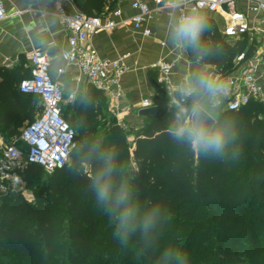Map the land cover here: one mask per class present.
I'll return each mask as SVG.
<instances>
[{
    "label": "trees",
    "instance_id": "obj_1",
    "mask_svg": "<svg viewBox=\"0 0 264 264\" xmlns=\"http://www.w3.org/2000/svg\"><path fill=\"white\" fill-rule=\"evenodd\" d=\"M119 2L74 0L76 8L86 15H106ZM212 22L213 31L208 39L213 47L219 45L223 52L210 54L200 63L208 65V69L216 74L226 76L236 69L237 56L244 52L249 58L255 44L247 36L227 39L221 35L213 19ZM188 53L191 61H197L191 50ZM29 74L30 71H25L22 66L12 70L0 67V127L12 126L9 137H17L23 124L33 121L40 110L34 94L19 90L20 81ZM153 85V103L158 106V115L145 116L143 124L129 125L127 130L119 128L116 132L115 119L112 123L107 122L104 115L106 96L92 85L73 102L63 105L64 118L76 130L78 140L69 161L61 169L53 171L35 195L42 238L39 241L33 234L23 232L14 225V210H21L25 206L22 200L15 197L6 207L8 197L15 191L14 186L0 191V264H6V259L18 257L45 261L53 256L57 233L55 212L61 209L66 212L73 233L70 239L73 253L69 264H83L84 257L92 254L100 256L104 245L99 240L113 226L111 223L103 226L108 215L97 207L90 181L83 175L90 164L95 165L94 160L85 162L84 157L96 138L103 139L127 161L135 177L141 202L161 204L170 215L190 221L193 231L201 228L197 223L203 214L198 206L201 201L215 209L221 219L229 217L227 204H235L239 209V223L245 233L234 235L231 233L234 227H228L229 233L224 236L220 233V244L228 247L219 245L214 261L222 264L223 257L234 254L232 247H243L245 252L258 260L257 264H261L260 259L264 256V119L260 118L257 100H251L236 111L226 110L237 121L239 135L233 146L236 155L229 154L223 159L194 158L185 146L169 139L166 132L170 118L166 104L168 95L162 82L153 80ZM85 96L89 103L82 102ZM40 170L44 169L37 164H27L19 170V176L26 182H32ZM245 178L249 181V190L244 208L240 201H236L231 186L236 179ZM165 234L162 232L156 247L147 254L142 253L135 243L123 247L115 239L109 246L110 255L108 259H103V264H145V261L147 264H157L159 253L165 247H172L169 241H165ZM191 234L185 236L177 248L183 250ZM136 254L137 259H132ZM98 259V264H102Z\"/></svg>",
    "mask_w": 264,
    "mask_h": 264
},
{
    "label": "built area",
    "instance_id": "obj_2",
    "mask_svg": "<svg viewBox=\"0 0 264 264\" xmlns=\"http://www.w3.org/2000/svg\"><path fill=\"white\" fill-rule=\"evenodd\" d=\"M152 1L154 7L149 5L148 0H130L135 14L118 22L108 14L86 15L76 8L74 0H51L55 14L68 32V47L61 51V58L68 65L77 66L88 84L110 96L115 123L124 130L132 125L130 111L122 103L121 79L126 71L124 57H102L93 45L92 37L111 31L118 25L142 29L143 34L148 36L150 30L143 27L144 21L153 11L169 9L166 0ZM204 6L208 13L220 12L224 16L222 36L227 39L247 36L255 44L249 58L244 52L237 56L234 72L220 75L230 85L224 108L236 111L251 100H259L264 93V0H204ZM120 13L119 8L113 11L114 15ZM6 17L5 0H0V21ZM26 58L30 74L20 81L19 90L34 94L40 110L33 121L24 125L17 137L0 149V191L19 182V170L27 164H37L47 172L61 169L69 161L75 146L77 133L64 118L63 105L73 102L76 93H64L61 82L51 74V59L46 52L32 50L26 53ZM150 68L162 75L167 95L179 85L175 83L172 65L167 61L159 59ZM64 72L62 67L57 69L59 75ZM152 105V99L143 98L137 110Z\"/></svg>",
    "mask_w": 264,
    "mask_h": 264
},
{
    "label": "clouds",
    "instance_id": "obj_3",
    "mask_svg": "<svg viewBox=\"0 0 264 264\" xmlns=\"http://www.w3.org/2000/svg\"><path fill=\"white\" fill-rule=\"evenodd\" d=\"M166 3L169 13L163 22L164 33L171 47L191 50L198 63L210 54L223 52L208 39L213 22L204 0ZM229 92L228 81L208 68L188 72L167 97L169 139L185 146L194 158L236 155L233 146L239 135L237 121L224 108ZM82 102L90 101L85 96ZM93 160L95 165L90 164L83 175L90 181L97 207L110 219L113 238L123 247L135 243L142 253L151 252L171 219L168 210L157 202H141L132 169L101 138H96L86 151L84 161ZM157 264H189V257L180 248L169 246L159 253Z\"/></svg>",
    "mask_w": 264,
    "mask_h": 264
},
{
    "label": "crops",
    "instance_id": "obj_4",
    "mask_svg": "<svg viewBox=\"0 0 264 264\" xmlns=\"http://www.w3.org/2000/svg\"><path fill=\"white\" fill-rule=\"evenodd\" d=\"M148 2L154 7L152 0ZM5 4L7 17L0 21V67L12 70L22 66L25 71H30L26 53L42 50L50 56L51 74L61 82L64 93L67 95L69 92H75L77 97L84 92L90 84L81 76L77 66L68 65L60 56L61 51L68 47V32L55 14L51 0H5ZM117 8L121 11L120 15L113 14ZM168 13L169 9H162L150 14L143 23V27L150 30L148 36L143 34L142 29L118 25L111 31L100 32L92 37L93 45L102 57H124L126 71L121 79L124 93L122 103L130 111L129 121L134 124L136 121V125L145 121V116L138 115L137 105L143 98L153 100V80L162 82V75L150 68L152 63L159 59L170 63L172 77L177 84L185 79L188 72L201 67L208 68L206 64L191 61L188 51L174 49L167 43L163 22ZM134 14L130 0H120L119 4L108 12L110 18L118 22ZM208 14L216 22L221 33L225 24L222 13ZM59 67L64 69V74L57 73ZM104 95L105 110L113 115L111 98L105 93ZM36 105L39 107L38 102ZM5 137H0L1 141L6 139Z\"/></svg>",
    "mask_w": 264,
    "mask_h": 264
},
{
    "label": "rangeland",
    "instance_id": "obj_5",
    "mask_svg": "<svg viewBox=\"0 0 264 264\" xmlns=\"http://www.w3.org/2000/svg\"><path fill=\"white\" fill-rule=\"evenodd\" d=\"M264 81V80H263ZM264 84V83H263ZM257 104L261 111L260 118L264 119V93L262 97L257 100ZM105 117L107 118L108 123L114 122V116L108 111L105 112ZM26 122L23 124V126ZM130 124L136 125L133 121H130ZM12 126L4 128L0 127V137L6 136L4 140L1 141L0 138V149L4 144H7L15 137H9V131ZM132 139V137L130 138ZM52 172H47L45 170H40V173L37 177L33 179L32 182H26L23 178L20 177L19 182L15 183V191L8 197L9 201L7 202L6 207L11 203V199L22 200L25 203V206L20 210H14V225L23 232L31 233L37 240H41V225H40V214L37 208V199L36 193H38L44 184V181ZM232 194L234 195L236 201H240L242 206L245 208L247 206V197L246 194L249 190V181L245 179H236L234 185L231 186ZM209 198V197H208ZM227 214L228 218L221 219L220 214L211 208L206 202L201 201L198 206L201 208L203 214L201 219L198 220V228L193 231V227L188 220H184L178 215H170L171 219L168 221L167 225L164 228L163 233H166L164 238L165 241H169L172 244V247H178L180 241L192 233L190 240H188L184 249L189 257V264H214L217 256V249L220 244L219 234L224 236L228 232V227H234L235 230L231 233L234 235H239L240 233H245L243 226L239 223L240 215L239 209L235 204L229 203ZM255 204L252 205L254 207ZM56 223H57V233L53 246L54 254L51 257H48L47 260H40L38 258H26L18 257L17 259H6V264H69L72 255V244L70 239L72 238L71 229L68 221V216L66 212L61 209L56 212ZM110 223L109 217H107L106 222L103 224L106 225ZM233 228V229H234ZM105 234V235H104ZM100 238V244L103 243L102 252L100 256L96 257V254L84 257L83 264H98L97 259L101 260L103 264V259H108L110 255V245L114 242L113 238V229L109 232L104 233ZM193 237V238H192ZM192 238V239H191ZM223 248H227L226 244H223ZM234 251V254L231 256L223 257L222 264H257V259L254 258L251 254L245 252L243 247L231 248ZM217 251V252H216ZM97 252V250H96ZM138 254L132 259H137ZM96 258V259H95ZM260 263L263 264L264 256L260 259ZM147 264V261H145ZM216 264V263H215Z\"/></svg>",
    "mask_w": 264,
    "mask_h": 264
},
{
    "label": "water",
    "instance_id": "obj_6",
    "mask_svg": "<svg viewBox=\"0 0 264 264\" xmlns=\"http://www.w3.org/2000/svg\"><path fill=\"white\" fill-rule=\"evenodd\" d=\"M159 113V109L157 105H152L149 107H144V108H140L138 110V115L139 116H147V117H156ZM115 131L118 132L119 130V125H115L114 126ZM78 140V135L75 136L74 141L76 142Z\"/></svg>",
    "mask_w": 264,
    "mask_h": 264
}]
</instances>
